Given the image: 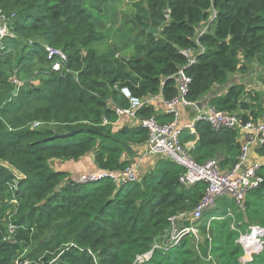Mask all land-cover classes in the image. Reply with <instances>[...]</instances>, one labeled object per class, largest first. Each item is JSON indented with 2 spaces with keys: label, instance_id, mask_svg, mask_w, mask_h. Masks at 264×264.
Listing matches in <instances>:
<instances>
[{
  "label": "trees",
  "instance_id": "1",
  "mask_svg": "<svg viewBox=\"0 0 264 264\" xmlns=\"http://www.w3.org/2000/svg\"><path fill=\"white\" fill-rule=\"evenodd\" d=\"M101 1L0 0V25L5 22L12 36L0 37V230L4 223L14 227L10 239H0V264H15L23 253L20 260L30 264H264V248L243 262L237 244L253 226L264 232V166L262 183L246 194L242 208L231 197H219L216 208L194 223L202 242L190 233L172 245L166 237L173 224L181 226L170 219L192 215L206 189L204 182L182 186L181 166L157 160L141 179L117 185L110 179L82 183L55 165L92 156L97 170H126L130 163L123 154L135 152L148 134L140 126L113 130L116 109L130 106L121 90L142 101L174 99L175 75L186 65L181 52L196 49V32L213 10L215 19L198 40L205 52L185 68L191 78L186 99L196 103L213 93L207 106L238 114L242 124L259 120L264 100L230 77L246 73L252 63L264 67V0H144L133 19L139 42L132 41L126 54L101 49L93 18ZM149 26L159 33H148ZM45 46L66 55L60 71L52 70L55 59H48ZM22 71L38 84L22 79ZM14 75L23 82L15 94L8 81ZM259 81L264 93V76ZM137 116H154L161 124L173 118L157 115L153 105ZM77 129L82 131L51 140ZM180 140L194 141L189 153L198 164L218 159L227 171L238 162L236 130L215 131L197 122L195 133L185 130ZM256 152L264 157V144ZM11 199L18 205L9 217ZM214 214L221 219L210 220Z\"/></svg>",
  "mask_w": 264,
  "mask_h": 264
},
{
  "label": "built area",
  "instance_id": "2",
  "mask_svg": "<svg viewBox=\"0 0 264 264\" xmlns=\"http://www.w3.org/2000/svg\"><path fill=\"white\" fill-rule=\"evenodd\" d=\"M216 17V12H211L208 20L200 26L194 38L196 49L183 50L181 53L186 58V65L180 68L175 75L177 96L171 101H162L164 114L172 115V120L168 123L161 124L154 116L147 119H140L137 112L144 105H152L153 98L139 100L130 97L126 89H122V94L129 99L130 106L127 109H116L117 122L126 117L133 122L132 126H140L147 131L148 137L145 142V149L148 157L155 159L170 160L184 169V174L180 177V184L184 187H190L198 182L206 184L205 194L201 201L197 204L192 212L190 220H199L206 211L212 210L216 205V200L222 196H228L235 200V203L242 208L245 203L246 194L257 188L263 181L259 175L260 164L251 162L249 155L252 150H256L264 144V121L253 120L245 124L239 121V115L235 113H224L214 107L206 106L203 111L195 113L193 118L185 124H181V109L194 108L195 103L189 102L186 99L191 78L186 74L185 68L195 65L198 58L205 52V48L199 44V38L208 33L209 27ZM5 22L1 25H4ZM6 31L7 28L5 27ZM8 33V31H7ZM49 60L55 59L52 64V70L60 71L62 65L66 63L67 57L61 51L45 46ZM158 97V96H157ZM160 97V96H159ZM155 98V97H154ZM244 114V113H241ZM197 122H206L215 131L221 129H230L242 131L244 133V142L240 146L238 162L234 168L227 171H222L219 168V163L216 159H209L203 164H198L190 156V149L186 147L180 140L183 131L187 130L190 133H195V124ZM104 123H107L104 121ZM39 126V123H33L32 127ZM144 156V155H143ZM121 172L107 171H92L88 173V177L84 178L83 182L100 181L104 178H109L113 182L124 184L136 181L138 174L137 166H129L121 176ZM176 219V220H175ZM184 218V213L173 217L170 222L178 221ZM176 223L173 224V229H176ZM234 228V226L232 227ZM178 234L174 238L176 243L179 242L186 234L194 233L197 228L185 226L180 227ZM175 231V230H174ZM264 235L262 229L253 226L248 231L240 233L237 239V244L240 245L245 255L249 254L248 261L252 260V255L259 253L264 248V240L261 238ZM140 259V257L138 258Z\"/></svg>",
  "mask_w": 264,
  "mask_h": 264
},
{
  "label": "rangeland",
  "instance_id": "3",
  "mask_svg": "<svg viewBox=\"0 0 264 264\" xmlns=\"http://www.w3.org/2000/svg\"><path fill=\"white\" fill-rule=\"evenodd\" d=\"M145 1L144 0H102L101 1V5L93 12L94 14V22L95 25L97 26L98 31L101 33L102 35V41L98 42L101 45V49H103V51L107 52V53H111V51L114 53L116 52H121L123 54L126 53H130L129 50H131L130 48H132V41L134 42H139V38L136 36L137 35V30L136 27L134 25V17L136 16V7H142L145 8ZM102 7V8H100ZM4 17V15H2ZM2 21V20H1ZM0 21V23H1ZM197 34V32H196ZM0 37H12L11 34L5 29V26L3 25L1 27L0 25ZM4 42L2 41L0 43V54L3 53L4 51ZM112 49V50H111ZM5 52V51H4ZM7 52V51H6ZM85 53V52H83ZM261 67V66H260ZM263 68V67H261ZM36 74V72H35ZM21 77L22 79H25L27 82H31V84H38L37 80H34L33 76H31L28 72L26 71H22L21 72ZM10 82L11 86L15 87L13 88V90L22 87L23 86V82L21 81L20 77H16L15 75L8 80ZM232 82V80H231ZM3 88V85H1ZM3 93H7L5 91V89H2ZM116 124L113 123V125ZM32 125V124H31ZM115 130V129H113ZM146 142V141H145ZM142 145H145V143H143ZM187 147H190V145H186ZM139 147V146H138ZM143 152L141 155H139V152H132L130 156L125 155V160L123 161H128L130 163L131 166H136V164L141 160V157H148V154L146 152L145 147H143ZM144 155V156H142ZM154 158V157H152ZM155 159V158H154ZM157 160H163V159H157ZM218 160V159H217ZM65 164V162L63 163H56L55 165L58 168H61V166H63ZM6 165V164H5ZM138 165V164H137ZM14 174L15 178L17 179V181L21 180L22 176L15 170L11 169L9 166H7ZM126 170H122L121 171V176H124V172ZM107 172H111V173H115L114 171H107ZM88 173H92V171H88V169H86V171L80 172L79 174H74V176L76 177V179H78L79 182L84 181L85 177H88ZM142 177L140 176V173L136 174V178L135 180H139ZM105 180H108L109 178H104ZM102 179V180H104ZM17 181L15 182V184L17 185ZM9 189L13 192L15 191V188H12V184L10 185ZM8 204H11V211L7 210L6 211V215L7 216H11L13 213H15L16 207L18 205L17 200L16 199H11ZM216 206H214L213 209H215ZM210 211V210H209ZM208 212V211H206ZM191 214L189 213H184V218L185 217H190ZM201 219V218H200ZM199 219V220H200ZM212 219H221L219 216H217L216 214H214L213 216H211L210 220ZM199 220L193 221V220H187L189 221V223H191L190 227L194 226V223H198L199 225ZM2 222H4V220H1ZM186 220H178L177 223H179V225L181 227H185L186 225ZM198 221V222H197ZM197 225V224H196ZM7 227V228H6ZM14 228L12 225L7 224V226H5V223L3 225V229L0 230V239L4 240L5 239H10V236L13 235L14 230L12 229ZM175 230V231H174ZM179 230L176 228L172 229L170 234L166 237V243H170L172 245H177L178 242L176 243L175 241V237L178 234ZM4 233L8 234L9 236H5L4 237ZM192 235H194L195 241L197 242H202V237L199 233V231L196 229V231H194V233H191ZM208 237V235H207ZM25 253L18 255V257L16 258V260L14 261L15 264H30V262H28L27 260H20V258H24ZM247 258H249V254L244 253L243 257L241 258V260L243 262H248Z\"/></svg>",
  "mask_w": 264,
  "mask_h": 264
},
{
  "label": "crops",
  "instance_id": "4",
  "mask_svg": "<svg viewBox=\"0 0 264 264\" xmlns=\"http://www.w3.org/2000/svg\"><path fill=\"white\" fill-rule=\"evenodd\" d=\"M260 76H264V67L261 68L260 66H257L256 64L252 63L249 66L248 71L246 73H239L238 72V73L232 75L230 77V82L232 80V83H234V84H243L246 87V92L253 93L255 91L256 93H258L260 95L259 96L260 100H264L263 87L259 81ZM224 92L225 91H223V93ZM162 101H163L162 98L159 96L153 98L152 105L154 106V109H155V112L157 115L163 114V112H164V109H163L164 105L162 104ZM244 101H245V103L251 104L247 97L245 98ZM240 113H244V112H240ZM194 115H195L194 108H182L181 109V121H180V123L181 124L187 123L188 121H190L193 118ZM260 120L264 121V106H263V114L260 117ZM132 125H133V122L130 119L123 117L122 119L118 120V122H116V124L113 125V129H115L114 131H116L122 127L132 126ZM237 141L240 144V146L244 142V133L242 131H237ZM188 144L190 145V147H188V148L191 150L194 146V141H190V142L185 143V145H188ZM143 147H144V145H139V147L136 146L135 148H133V150L135 152H139V155H141L143 152V150H142ZM125 155H127V154L126 153L123 154L122 160H125V157H124ZM127 156H129V155H127ZM249 160L251 162H258L260 164V166H264V157L260 156L256 152V150H252L250 152ZM63 162H65V161H61V163H63ZM156 162H157V159H154L152 157H145V156L141 157V160L137 163L138 165L136 164L137 169H138V173H140V176L142 177V176L146 175L147 172L153 170L156 167L155 166ZM58 163H60V162H58ZM62 169H63V171L68 172L72 178H75L74 174L75 175L79 174L80 172L86 171V169H88V171H95L98 168L94 164L92 156H86V157H83L82 159H80L78 161L65 162V164L63 166H61V170Z\"/></svg>",
  "mask_w": 264,
  "mask_h": 264
},
{
  "label": "water",
  "instance_id": "5",
  "mask_svg": "<svg viewBox=\"0 0 264 264\" xmlns=\"http://www.w3.org/2000/svg\"><path fill=\"white\" fill-rule=\"evenodd\" d=\"M147 32L148 33H151V34H154V35H157L159 33V29H152L150 26L148 27L147 29ZM124 59H127L126 57H123ZM13 93L15 94L16 93V89L13 90ZM213 93H210L209 95L205 96L204 98H202L201 100H199L198 102L195 103V106H194V110H195V113L199 112V111H203L206 106H207V102L210 98V96H212ZM82 130L81 129H77V130H72V131H69L67 133H63V134H58V133H55V135L51 138L52 139H56V138H66V137H71L79 132H81ZM71 181V180H69Z\"/></svg>",
  "mask_w": 264,
  "mask_h": 264
},
{
  "label": "bare ground",
  "instance_id": "6",
  "mask_svg": "<svg viewBox=\"0 0 264 264\" xmlns=\"http://www.w3.org/2000/svg\"><path fill=\"white\" fill-rule=\"evenodd\" d=\"M9 236V235H8ZM7 240V239H6Z\"/></svg>",
  "mask_w": 264,
  "mask_h": 264
}]
</instances>
